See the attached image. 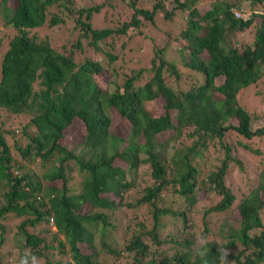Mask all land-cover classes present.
I'll return each instance as SVG.
<instances>
[{"label":"trees","instance_id":"1","mask_svg":"<svg viewBox=\"0 0 264 264\" xmlns=\"http://www.w3.org/2000/svg\"><path fill=\"white\" fill-rule=\"evenodd\" d=\"M124 1L133 9L130 21L114 29H99L91 28L87 21L98 6L80 5L72 12L71 0H0V19L12 30L0 55V108L29 116L22 126L28 140L15 148L22 158L29 162L37 158L42 166L39 174L25 170L11 156L3 137L15 130L0 128V218L8 213L20 217L14 240L20 262L30 254V261L34 256L50 264L46 251L55 249L69 257L57 264H99V252L119 253L106 240L108 230L115 228L113 214L121 207L147 204L152 226L144 231L143 224L137 223L142 228L133 227L124 240L123 251L131 255L130 264H221V250L235 246L239 250L229 254L233 264H264L263 162L256 170L255 183L235 204L236 226L226 217L217 225L221 241L203 237L206 244H194L195 225L188 213L205 195H218L200 218V234L212 232L209 213L225 214L235 201L224 179L230 161L242 169V162L232 152L240 148L264 153L254 146V141L264 143V115H251L237 102L243 88L264 82V12L255 9L264 0ZM144 2L147 7L138 5ZM52 5L57 11L48 15ZM62 10L75 14L72 20L74 27L78 26L77 38L65 52L54 50L49 36L39 37L36 32L45 22L49 27L64 23L59 16ZM156 10L166 21L184 13L183 27L173 39L175 45L152 46V75L141 85L136 81L142 68L125 75L120 84L115 81L114 67V78H106L104 65H113L117 58L101 49L99 42L128 26L136 27L139 17L153 24ZM251 26V40L239 49L236 34ZM80 37L94 50L101 49L105 61L84 58L76 63L75 49L82 52L84 48ZM169 46L179 53V60L164 59ZM166 77L175 79L174 85H167ZM35 82L38 89L33 88ZM214 93L221 98H214ZM158 96L164 100L161 114L148 105ZM110 107L129 123L127 136L109 131ZM171 111L175 112L174 121ZM73 120L81 121L84 134L68 147L59 139ZM31 126L34 130L27 134L25 130ZM164 131L171 133L164 140L157 139ZM229 131L235 134L233 144L225 141ZM183 136L190 142L185 143ZM212 147L223 151L216 163L208 158ZM116 158L124 166L113 165ZM69 161L83 173L77 181L70 174ZM205 161H210L209 167L202 170ZM144 164H148L151 183L132 201L124 200L123 194L133 188L135 173ZM45 181L48 183L43 184ZM83 206H87L86 212ZM165 215L181 223L177 228L180 238H169L174 249L171 255L156 258L141 238L149 234L160 243L157 229L163 226ZM42 224L54 227L51 240L56 241L55 246L26 230ZM0 230L1 247V225ZM200 251L206 256L201 257Z\"/></svg>","mask_w":264,"mask_h":264},{"label":"rangeland","instance_id":"2","mask_svg":"<svg viewBox=\"0 0 264 264\" xmlns=\"http://www.w3.org/2000/svg\"><path fill=\"white\" fill-rule=\"evenodd\" d=\"M71 8L72 12L75 8H78L80 5L84 6H98V9L93 11L88 18V22L90 23L91 28H117L123 22H129L131 13L133 9L131 6L127 4L124 0H71ZM168 2L169 0H165ZM166 4V3H165ZM243 7L247 8V3H242ZM142 7H147L148 3H140ZM57 6L52 5L49 8L48 15L52 12L57 11ZM255 9L261 12H264V3L256 4ZM59 10V9H58ZM59 16L63 18L64 23L55 25L54 27H49L47 22L43 24L39 29H37V34L39 37L49 36L50 45L56 51H67L69 47L74 42L78 26L74 27L73 17L76 15L73 13L66 14L64 10H62ZM243 13L248 15L249 11H243ZM154 23L149 24L147 20H143L142 17H139L140 23L136 26H128L126 30L120 32L118 34H111L110 36L102 39L99 42V47L101 49L109 50L116 55V61L112 64L104 65V76L109 79L114 78V74L111 73L112 67L116 69L115 81L117 84H120L124 79L125 75L131 74L132 71H136L138 68H142V72L140 77L136 81L137 85L143 84L146 80L150 78L152 75L151 71V61L152 57V46H161L163 43H167L172 46L175 45L176 42L173 41L174 36L177 35V32L183 27L182 15L184 13L178 12L176 16L174 15L171 20H163L161 19L162 12L156 10L154 13ZM48 17V16H47ZM83 17V16H82ZM81 18V17H80ZM142 19V20H141ZM253 29V26L247 28L244 31L238 32L235 36L237 39L236 46L239 49L244 45L248 44L251 40L250 32ZM140 32V33H138ZM12 33V30L9 27H6L2 24L0 19V55L7 47V41ZM82 45L84 48L82 52H79L75 49L73 54V60L76 63L81 62L84 58H89L92 60H102L105 61L103 53L101 49L94 50L90 46H88L87 40L80 37ZM168 41V42H166ZM173 41V42H172ZM235 45V44H234ZM172 46L166 48L165 53H163L164 59L167 61L179 60V53L173 49ZM204 57V53L201 54ZM157 63V61H155ZM175 80V79H174ZM174 80L167 79V85H174ZM33 88L38 89V85L36 82L33 84ZM214 98H221V95L214 93ZM237 102L240 106H242L247 112L251 115H264V82H257L254 84H250L247 87L243 88L241 92L237 95ZM163 104L164 100L162 97L158 96L156 99L150 101L148 103L156 113L161 114L163 112ZM174 111H171V117L174 121ZM108 115L110 118V126L109 131L114 134L120 135L122 137L127 136L129 131V123L123 117H121L117 111H115L112 107L109 108ZM29 116L27 114H12L8 111L0 108V128L4 130H15L12 134L3 133V137L5 141L9 145V150L11 156L20 162L25 167V170L34 171L37 174L41 172L42 166L38 165L37 158L34 161H27V159L22 158L18 151L15 148V145L18 144L20 146H24L27 142V136L22 131V126L26 124ZM34 130L33 126L27 127L25 132L27 134L31 133ZM171 131H164L157 134V139L164 140L166 139ZM84 134V126L79 120H73V122L65 129L64 136L59 139V142L62 145L70 147L72 144L78 142L81 139V136ZM185 143H189L190 140L184 138ZM225 141L229 144H233L235 141V134L231 131L227 132L225 135ZM254 146L259 147L264 150V143L262 140H258V142L254 141ZM79 150V149H77ZM169 154V151L166 152V155ZM208 158L213 163L223 156V151L212 147L207 152ZM241 162L242 169H239L235 163L231 161L228 163V167L225 173V184L231 192H233L235 196V201L229 208L228 212H224L225 214L219 215L214 213H209L207 219L212 223L211 231L207 233L205 236L200 234L202 230L200 225V218L202 215V211L214 204L219 196L214 192L205 195L202 199L197 201L193 206V212L188 211L191 220L195 225L194 232V244L199 243L201 239L210 240L213 239L216 242L221 241V238L216 235V227L219 225V222L226 217L228 222L232 224L233 227L236 226L238 220V214L235 209V204L238 202L244 194H246L255 183L256 179V170L260 167L261 162L264 163V153L263 155H258L255 153H251L250 151L242 150L240 148H236L234 152H232ZM205 161L202 165V170H206L209 167V162ZM70 174L74 176L75 181H77L83 173L79 172L71 161ZM120 164L124 166V163L116 158L113 162V165ZM208 164V166H207ZM149 167L148 164L141 165L137 172L135 173V185L133 188H130L123 194L124 200H131L134 197L141 195L140 190L148 183H151V179L148 174ZM134 175V176H135ZM74 180L72 181L73 185ZM48 183L47 181L43 182V184ZM75 183V182H74ZM57 186H60L59 182H56ZM71 185V183H69ZM74 186V185H73ZM76 187V186H75ZM2 202V196L0 191V203ZM87 206L82 207V211L86 212ZM117 213L113 214L116 219H113L115 223V228L109 229L107 233V242L110 244L112 249L118 251V255L114 254H106L100 253L98 255L99 264H130L131 263V255L123 251L124 240L128 237L129 232L134 227L141 229L142 227L136 225L137 223L143 224V230L146 231L152 226L151 220V210L147 204L138 205L135 208L127 209L121 207L120 210L116 211ZM262 220L264 221V215L262 213ZM20 217L15 216L14 214L8 213L0 218V225L3 227V238L4 241L0 247V259L3 264H18L20 262V252L19 248L15 243V235L17 231V226L19 224ZM161 221L163 222V226H159L157 229L158 239L160 243H156L149 234H144L141 238L142 242L146 245L148 252L155 254L156 258H162L164 256L171 255L174 249L172 248V243L169 238L176 237L180 238L177 233V228H180L181 223L171 219V216L165 215L162 216ZM125 226H127L125 228ZM33 233H38L42 237H44L45 242L49 244V246H55L56 241L51 240V231L54 230V227L49 224L38 225L34 228H27ZM1 231V230H0ZM98 236V235H96ZM61 236H59L60 238ZM205 237V239L203 238ZM97 241V240H95ZM98 243V242H97ZM96 247L98 245L96 244ZM83 249V247H82ZM176 249V247H175ZM227 250L230 253H234L239 250V246L228 247ZM57 250L49 249L46 251L47 260L50 264H57L56 261L60 260V262H65L69 260L67 254L60 255L56 253ZM145 260V259H144ZM227 261L230 264L234 263L232 257L228 255ZM31 264V261H30ZM36 264H45L44 258H36Z\"/></svg>","mask_w":264,"mask_h":264},{"label":"clouds","instance_id":"3","mask_svg":"<svg viewBox=\"0 0 264 264\" xmlns=\"http://www.w3.org/2000/svg\"><path fill=\"white\" fill-rule=\"evenodd\" d=\"M199 243L201 246H203L204 244H206V241L201 239ZM29 255H26L24 258H22L20 264H30ZM199 255L201 257H205L206 252L200 251ZM228 255H229V251L227 249L221 250V254H220L221 264H226ZM31 264H36V258L34 256H31ZM205 264H206V261H205Z\"/></svg>","mask_w":264,"mask_h":264},{"label":"built area","instance_id":"4","mask_svg":"<svg viewBox=\"0 0 264 264\" xmlns=\"http://www.w3.org/2000/svg\"><path fill=\"white\" fill-rule=\"evenodd\" d=\"M235 15H238V14H235Z\"/></svg>","mask_w":264,"mask_h":264}]
</instances>
